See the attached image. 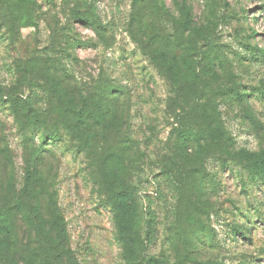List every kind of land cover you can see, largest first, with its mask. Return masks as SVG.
<instances>
[{
    "label": "rangeland",
    "instance_id": "374dc122",
    "mask_svg": "<svg viewBox=\"0 0 264 264\" xmlns=\"http://www.w3.org/2000/svg\"><path fill=\"white\" fill-rule=\"evenodd\" d=\"M3 215L15 264H264V0H0Z\"/></svg>",
    "mask_w": 264,
    "mask_h": 264
},
{
    "label": "trees",
    "instance_id": "16d2710c",
    "mask_svg": "<svg viewBox=\"0 0 264 264\" xmlns=\"http://www.w3.org/2000/svg\"><path fill=\"white\" fill-rule=\"evenodd\" d=\"M77 14H81L77 12ZM12 98H16V96H12ZM0 262L2 264H15L16 258L14 255H16L20 247L22 246V243H20L17 239V234L14 232V220L10 219L7 215H3V217H0ZM27 220H29V217H26ZM31 221V220H30ZM31 223V222H30ZM65 229H63V226L60 224V235L62 236L64 234ZM28 247H25L27 249ZM24 251V248H21ZM29 249V248H28ZM29 257L22 258L23 262H26L25 260H28ZM32 261H41V259H37L35 256L32 259H29ZM28 260V261H29Z\"/></svg>",
    "mask_w": 264,
    "mask_h": 264
}]
</instances>
